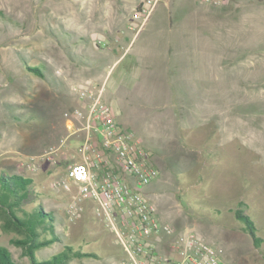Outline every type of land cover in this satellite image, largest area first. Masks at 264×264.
<instances>
[{"label":"rangeland","instance_id":"1","mask_svg":"<svg viewBox=\"0 0 264 264\" xmlns=\"http://www.w3.org/2000/svg\"><path fill=\"white\" fill-rule=\"evenodd\" d=\"M138 4L135 0H0V172L16 167L51 191L52 180L65 176L70 164L82 162V124L65 116L81 105L72 87L88 83L104 87V65L112 64L111 59L128 47L111 74L137 65L136 77L124 81L118 100L105 89L104 97L121 128L164 156L169 185L166 182L155 195L151 184L144 193L155 200L156 217L179 233L192 230L214 242L225 263L264 264V80L210 82L205 65L196 68L198 82L195 72L187 69L183 81L178 76V83H171L167 68L177 66L176 62L187 68L189 57L177 59L169 52L163 59L156 57L167 26L160 17L167 12L181 21L180 26L173 25L179 27L177 31L198 33L200 48L236 55L247 52L255 63L253 71L263 75L264 0H232L218 9L195 2L177 11L175 4L157 0L140 24L133 19ZM137 52L146 55L139 59ZM87 59H94V64H84ZM41 63L48 67L50 84L25 70L26 64ZM238 74L233 69V77ZM56 83L71 87L64 92ZM34 108L39 115L33 118ZM61 141L65 154L57 166L40 161L37 171L26 169L29 160L39 159ZM53 192L55 196L40 203L64 215L70 193ZM237 209L253 222L256 236L262 239L258 246L245 231V223L236 218ZM85 214L68 222L64 242L77 240L75 250L95 252L99 258L71 264L116 263L121 248L98 217L89 209ZM1 224L0 220V246L10 251L15 264H30L11 242L17 235L4 231ZM62 247L53 245L38 256Z\"/></svg>","mask_w":264,"mask_h":264},{"label":"built area","instance_id":"2","mask_svg":"<svg viewBox=\"0 0 264 264\" xmlns=\"http://www.w3.org/2000/svg\"><path fill=\"white\" fill-rule=\"evenodd\" d=\"M156 1H147L133 19L142 23ZM194 1L215 9L232 2ZM72 91L81 105L65 116L82 124L81 130L85 133L79 149L82 162L70 164L65 176L51 182L53 191L71 195L64 208L67 221L79 219L84 203L90 201L93 213L122 250L123 257L114 264H229L220 259L211 241L192 230L179 233L174 225L156 217L155 202L144 193L157 178L158 171L150 162V153L134 133L120 127L104 97V87L79 84ZM64 149L65 141H61L58 146L49 147L39 159L29 160L25 167L37 171L40 161L57 166ZM158 245H167V248L161 250Z\"/></svg>","mask_w":264,"mask_h":264},{"label":"trees","instance_id":"3","mask_svg":"<svg viewBox=\"0 0 264 264\" xmlns=\"http://www.w3.org/2000/svg\"><path fill=\"white\" fill-rule=\"evenodd\" d=\"M135 1H139L137 11H141L145 4L144 0ZM83 40L86 41L85 39H82V41ZM123 40H125L124 37L122 41ZM105 57H107V55H105ZM83 58L86 59L85 57ZM109 58L111 59V57ZM101 59H103V57H101ZM111 61L113 62L112 59ZM84 64L90 66L94 64V59H87V62H84ZM25 70L38 77L41 81L50 84L46 76L48 71L46 65L41 63L39 65L35 64L34 67L26 64ZM57 84L62 87L61 90L64 92L68 91L71 87H68L67 83H56V85ZM31 112L34 114L31 116L33 118L36 114L39 115V113H35V108L31 110ZM55 194L56 193L52 190L43 189L41 180L37 181L34 177L23 175L16 167L1 171L0 220L2 221V229L17 235L11 242L22 250L23 256L28 259L30 264H71L73 260H82L83 258L98 259L99 255L95 252H88L81 249L75 250L74 245H76L75 243L77 240L69 241L68 243L64 242V240H67L65 238V230L68 224L66 216L64 217L65 214L63 215L60 209H55L53 207L45 208L40 203L42 198H52ZM30 204L33 206L28 207ZM239 205L242 206L244 203L239 202ZM86 206H88L87 209L97 217L93 213V204L90 201L84 203L82 215H86ZM235 216L238 220L245 223V231L258 246L262 242V239L256 236V230L250 218L244 215L240 209L235 211ZM57 227L62 230L60 233L56 231ZM107 232L110 233L108 230ZM58 244L63 245L61 251L44 255L43 257L38 256L40 251ZM116 256L122 258L123 253L118 251ZM0 264H15L10 251L2 246H0Z\"/></svg>","mask_w":264,"mask_h":264},{"label":"crops","instance_id":"4","mask_svg":"<svg viewBox=\"0 0 264 264\" xmlns=\"http://www.w3.org/2000/svg\"><path fill=\"white\" fill-rule=\"evenodd\" d=\"M169 5L175 4V9L176 11L179 10L180 7L183 5H192L195 3L194 0H166ZM161 22L166 23L167 26L164 28L165 33L160 36L161 39V51L159 52L158 55H156L157 58L163 59L164 57H167V53H171L174 55L177 59L179 57L185 56V58L189 57V61L187 64V68L185 65H182L181 62H176L175 66L174 64L172 65L173 68H167L170 77L173 79L171 83H178V76L185 79L184 75L185 73L188 74L187 69H191L192 73L195 72L196 76V68L203 69L204 66L206 65L208 75L206 79L210 82H215V81H220L224 80L225 82L227 81L230 82V78L235 79L238 81L239 78L241 80L243 79H257L258 83H261L264 80V72L263 75H261L260 72H255L253 71L254 69V62L252 60H249V55L247 52L241 53L240 55L233 54L231 51L229 52H224L221 53L220 49L218 48H200L199 47V37L198 33L196 32H183L182 28L179 29L180 31H177V27H173V25L180 26L181 21H174L170 16H167V12L162 13ZM210 20V19H209ZM164 24V25H166ZM173 28V35L172 37L169 36L172 33ZM121 38L120 40H122ZM131 42H129L130 44ZM170 46H173L172 48H169ZM128 48V47H127ZM127 48L125 50V53L121 55L120 57H117L116 60L113 58L112 64H107L105 65V74L102 83H104V89L106 92H108L111 96V98H115L116 100L119 99L118 93L119 88H123L124 86V81L129 78L131 75L132 77L134 76L136 70L138 69V66L134 65L135 68L133 69L131 66L128 68H125L124 70H120L118 75L112 76L111 71L115 69L116 65L121 63L122 57L127 54ZM137 57L139 59H142L144 57V53L137 52ZM236 57L233 59V57ZM239 58H238V57ZM184 60V59H183ZM182 60V61H183ZM120 62V63H119ZM184 62V61H183ZM234 63V67H233ZM181 65V66H178ZM200 67H199V66ZM133 66V67H134ZM162 69L164 70L165 68L162 66ZM238 71L239 74L236 75V77H233L232 71ZM251 72V74H249ZM179 73V74H178ZM111 74V75H110ZM240 75V76H239ZM188 76V75H187ZM196 82L199 80V74L195 77ZM189 79L190 82H194V79ZM187 79V78H186ZM229 79V80H228ZM125 91V89H123ZM124 94V93H123ZM168 118V117H167ZM137 138V137H136ZM138 139V138H137ZM140 141V140H139ZM141 145L143 148H145L149 153H150V162L153 165V167L158 171L157 178L153 181L152 184H155V195H158L159 191H161V186L169 185V181H166L164 178V156L160 151H156L150 146H146L140 141ZM176 189V188H175ZM173 189V193L176 192V190ZM154 191V190H153ZM178 201L179 198L176 197ZM155 202V200H154ZM214 243V242H213ZM158 248L161 250H166L167 245H158Z\"/></svg>","mask_w":264,"mask_h":264}]
</instances>
